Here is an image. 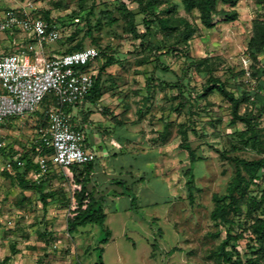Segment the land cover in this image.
Returning <instances> with one entry per match:
<instances>
[{"label":"rangeland","instance_id":"1","mask_svg":"<svg viewBox=\"0 0 264 264\" xmlns=\"http://www.w3.org/2000/svg\"><path fill=\"white\" fill-rule=\"evenodd\" d=\"M27 4L37 16L49 12L60 39L41 44L22 31H0V55L39 52L51 58L77 44L106 54L95 64L97 74L103 68L99 106L87 105L106 121L102 134L109 155L99 156L97 173L88 184L105 198L106 226L115 237L116 243L105 246V263L218 264L226 231L216 237L213 196L225 194L235 173L233 159H264V48L255 55L249 50L255 20H264V0H240L233 22H226L232 10L217 1L211 29L201 24L196 10L188 13L181 0H163L158 13L178 28L165 33L154 27L152 47L129 30L133 22L137 32H145L137 2L0 0V17ZM185 21L195 30L188 39ZM109 57L114 62L104 67ZM210 77L220 79L241 100L239 115L250 124L234 118L231 103L217 91L200 96ZM44 127L39 114L0 125V264H96L98 226L81 228L74 236L67 230L74 204L70 171L26 176L54 194L45 208L39 194L22 189L16 170L7 167L12 158L40 155ZM185 136L198 158L193 202L184 176L189 157L180 146ZM97 137L90 132L88 138L95 143ZM259 175L245 196H237L238 210L229 216L230 235L237 238L228 247L234 258L238 253L252 256L261 246L254 226L264 220V207L250 213L248 206L251 197L264 196V169ZM113 180H125L136 194V212L124 200L116 202L114 192L122 188Z\"/></svg>","mask_w":264,"mask_h":264},{"label":"trees","instance_id":"2","mask_svg":"<svg viewBox=\"0 0 264 264\" xmlns=\"http://www.w3.org/2000/svg\"><path fill=\"white\" fill-rule=\"evenodd\" d=\"M132 2H137L139 9L143 14L142 23L145 28L144 33H139L135 29L134 23L130 22L129 30L137 38H141L143 41L147 42L151 47L153 42L151 39L152 29L154 27L160 28L161 31L165 33H171L178 28L177 24H174L168 16H161L157 11V7L162 3L163 0H131ZM217 1H221L224 5H227L232 11L227 13L226 22H233L237 19V12L235 8L237 7L240 0H181L184 9L191 13L192 11H197L199 13V19L201 24L211 29L215 26L213 22V15L216 11ZM171 13L167 10L166 13ZM40 17V16H39ZM131 17L133 18L132 14ZM264 19V14H263ZM48 22L52 23L49 12H45L43 17ZM185 32L187 39L193 36L195 32L194 28L190 26L188 22L185 21ZM89 34V33H88ZM97 48V47H95ZM264 48V20L257 19L254 22V35L249 44V50L252 51L251 54L255 55L256 51H260ZM85 49L82 44H77L71 48H68L63 54L72 53ZM98 49V48H97ZM157 51H160V47H156ZM99 51V59L101 58L102 52ZM12 54V53H10ZM8 55V54H2ZM106 56V54H103ZM98 59V60H99ZM97 60V61H98ZM112 58H107L104 67H108L113 64ZM97 66L94 67V86L86 97L87 100L91 102H96L101 98V71L97 74ZM262 76H264V69H262ZM180 92L183 93L181 81ZM264 88V80L260 84ZM214 91H217L223 98L231 103L233 108V116L242 122L250 124V120L239 115V107L241 105V100L235 96L230 90L227 89L225 83L218 78L210 77L207 83L204 85L201 97H207ZM180 93V94H181ZM183 100L184 96L181 94ZM46 104L51 103L49 100L45 101ZM180 103H183L182 101ZM42 118V115L39 114ZM45 125V124H44ZM188 153L190 167L184 171V176L187 178L186 187L191 202L194 200L195 186V174L194 165L198 160L195 150L192 148L187 137H184V142L180 145ZM46 152L42 153L45 154ZM24 161L25 165L20 168L16 163H13V168L16 170V179L19 186L24 190L35 191L39 194L40 200L43 206L46 208L54 199V194L52 192H44L43 183L36 185L30 183L26 180V176L30 171L37 167L34 158H28L24 156L20 158ZM24 159V160H23ZM27 161V163H26ZM232 164L235 168V173L229 182L226 192L223 195L216 194L213 196L214 210L211 214V220L213 221L215 227L219 228L216 233V237L221 236V229H225L226 238L222 240L217 255L220 261L218 264H264V220H259L258 224L254 226V233L257 235L258 241L260 242V249L255 252L252 256L246 257L238 253V257L234 258L235 252L233 250H228L229 242L231 240H236V237L230 235L231 230L229 229V216L232 211H237V196H245L248 187L256 182L260 177L259 173L261 169H264V159L261 160H245L235 158L232 160ZM99 165V160L83 164V165H72L67 168H63L67 173V178L70 185L72 186L74 204L71 208V212L67 218V230L72 236L77 234L81 228L87 227L89 225H95L99 228V245L95 250L97 251V261L96 264H105L104 262V245L108 244L112 238V231L106 226L107 214L104 211L105 198L103 196L97 195L95 189L89 190L88 184L93 180V174ZM51 173V172H50ZM113 183L119 185L122 188L121 193H115L117 196H127L130 198V209L136 211L138 209L137 196L136 194L128 188L125 180H113ZM249 212L253 213L261 210L264 207V196L260 199L256 197H251L249 201ZM264 211V209H263ZM234 247V245H233ZM237 252V251H236Z\"/></svg>","mask_w":264,"mask_h":264},{"label":"built area","instance_id":"3","mask_svg":"<svg viewBox=\"0 0 264 264\" xmlns=\"http://www.w3.org/2000/svg\"><path fill=\"white\" fill-rule=\"evenodd\" d=\"M34 11L32 4L6 10L0 17V31H22L41 44L58 41L61 37L59 27ZM98 59L99 51L95 47L51 58L39 52L0 55V125L36 113L42 115L45 124L40 129V155L35 159L37 169L33 176L48 174L53 168L98 160L97 153L86 147L85 133L71 124L67 111L91 92ZM246 74L251 76L249 71ZM49 96L51 103L46 104ZM13 163L20 168L25 165L21 159L12 158L7 167L13 168Z\"/></svg>","mask_w":264,"mask_h":264},{"label":"crops","instance_id":"4","mask_svg":"<svg viewBox=\"0 0 264 264\" xmlns=\"http://www.w3.org/2000/svg\"><path fill=\"white\" fill-rule=\"evenodd\" d=\"M88 104H98V101L91 102L90 100L85 99V100H83L81 103H79L76 106L68 107L67 111H68V114H69V117H70L71 124L73 126L79 128V129H81L85 133V136H86V147L89 148L90 150L95 151L97 153V155H98V160H100L99 156L105 157V156L109 155V149L106 146V145H108V143H106V141H105L106 138L102 134V126H104L106 121L103 120V118L102 119L101 118H96L95 117V112L87 108ZM98 106H99V104H98ZM97 110H98V113H100L99 112L100 109L98 108ZM37 114H40V113H36V114L30 115V116L34 117ZM18 118H23V117H18ZM11 120H8L7 122H9ZM90 132L94 133V134H98L97 141L95 143L91 142L89 140V138H88ZM36 169H37V167L35 169H33L32 171H30L28 173V175L29 176L30 175L33 176V171L36 170ZM56 169L57 170H59V169L60 170H64L63 168H53L51 170V172H54V170H56ZM96 173H97V169H96V171L94 172L93 175H95ZM122 200H124L126 202V205L128 206V208H130V198H128L125 195L119 196L116 199V202L118 203V202H121ZM132 211H134V210H132ZM114 239H115L114 233L112 232V239L106 245H109L110 243H116V242H114ZM106 245H104V254H103V256H105V251H106L105 246ZM132 248H133V250L135 249L134 247H132ZM114 249H116V247ZM116 253H117V255L115 256V258L119 259V251H116ZM104 262H105V257H104Z\"/></svg>","mask_w":264,"mask_h":264}]
</instances>
